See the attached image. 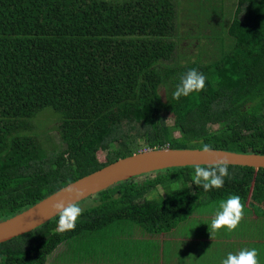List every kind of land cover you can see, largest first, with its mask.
<instances>
[{
    "label": "trees",
    "instance_id": "trees-1",
    "mask_svg": "<svg viewBox=\"0 0 264 264\" xmlns=\"http://www.w3.org/2000/svg\"><path fill=\"white\" fill-rule=\"evenodd\" d=\"M175 18L172 0H0V222L144 150L199 149L203 141L264 155V0H237L231 45L207 63L165 65L177 48ZM193 68L207 76L204 90L174 100ZM46 111L61 121L60 152H47L34 132ZM194 168L120 182L94 195L74 230L57 231V216L0 244V264H46L62 243L119 221L169 232L199 203L232 195L264 208V169L229 166L224 186L205 192ZM173 183L182 187L165 201L145 198Z\"/></svg>",
    "mask_w": 264,
    "mask_h": 264
},
{
    "label": "crops",
    "instance_id": "crops-1",
    "mask_svg": "<svg viewBox=\"0 0 264 264\" xmlns=\"http://www.w3.org/2000/svg\"><path fill=\"white\" fill-rule=\"evenodd\" d=\"M246 206L248 211L230 234L226 229L210 234L217 210L203 214L206 223L199 231L193 226L202 214L196 212L161 234H149L130 221H119L62 243L46 264H221L229 253L252 248L258 250L259 264H264V213Z\"/></svg>",
    "mask_w": 264,
    "mask_h": 264
},
{
    "label": "rangeland",
    "instance_id": "rangeland-1",
    "mask_svg": "<svg viewBox=\"0 0 264 264\" xmlns=\"http://www.w3.org/2000/svg\"><path fill=\"white\" fill-rule=\"evenodd\" d=\"M172 1L176 8L175 31L172 40L176 43L177 48L173 59L166 62L165 65H185L195 61L207 63L217 60L222 50L229 49L231 40L226 35V28L234 17L237 0ZM160 92L165 101V88H161ZM50 112L46 111L35 118L33 121L34 132L38 134L47 152H60L66 147L59 132L61 121L58 116ZM168 123L172 122L168 121ZM153 177H155V175L151 173L139 176L135 179H137L139 183H142ZM189 186L191 187V185ZM169 187V184L160 185L156 189L149 191L145 198L161 203L168 198L169 192L181 188L182 184L173 183V185L171 184V188ZM97 199H99L98 196L90 197L80 202L79 206L83 209L95 206ZM220 202L221 201L209 202L210 204L199 203L195 212L202 214L198 219L202 220L203 223L201 224L200 220H195L198 221V223L193 227L198 229L205 226L206 220L203 214L212 213L214 210H217ZM250 209L259 214L264 213V208H261L259 205L258 207L250 206ZM247 211L246 206L245 213ZM199 230L200 229H198V231Z\"/></svg>",
    "mask_w": 264,
    "mask_h": 264
},
{
    "label": "water",
    "instance_id": "water-1",
    "mask_svg": "<svg viewBox=\"0 0 264 264\" xmlns=\"http://www.w3.org/2000/svg\"><path fill=\"white\" fill-rule=\"evenodd\" d=\"M215 151L216 157H208L202 155L199 149H148L120 159L67 185L20 214L0 222V244L28 234L56 218L57 215L52 212L51 205L58 200L79 204L120 182L142 175L173 168L212 164L218 157H226L230 163L229 166L264 169V155L220 149ZM69 188L72 190L69 191Z\"/></svg>",
    "mask_w": 264,
    "mask_h": 264
},
{
    "label": "clouds",
    "instance_id": "clouds-1",
    "mask_svg": "<svg viewBox=\"0 0 264 264\" xmlns=\"http://www.w3.org/2000/svg\"><path fill=\"white\" fill-rule=\"evenodd\" d=\"M207 76L193 68L180 77L175 91L172 93L173 99L179 101L181 97H187L194 92H201L206 86ZM199 152L208 157L217 156L212 144L200 141ZM229 161L226 157L216 158L215 163L207 165H196L194 168L193 182L202 187L205 192L212 189H221L224 186L225 178H230ZM69 191L72 189L69 188ZM51 210L58 217L57 231L64 233L76 228L78 218L83 214L84 209L77 203L58 200L51 205ZM245 204L242 203L238 195L229 196L219 203V207L211 221L209 232L215 233L226 229L227 233H232L244 218ZM258 250L243 249L237 254L229 253L221 264H259Z\"/></svg>",
    "mask_w": 264,
    "mask_h": 264
}]
</instances>
